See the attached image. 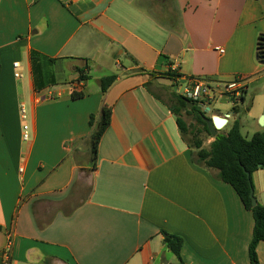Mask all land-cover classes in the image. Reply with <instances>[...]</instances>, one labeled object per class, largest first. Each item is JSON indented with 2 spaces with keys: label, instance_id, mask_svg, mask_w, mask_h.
Masks as SVG:
<instances>
[{
  "label": "crops",
  "instance_id": "1",
  "mask_svg": "<svg viewBox=\"0 0 264 264\" xmlns=\"http://www.w3.org/2000/svg\"><path fill=\"white\" fill-rule=\"evenodd\" d=\"M260 33L261 0H0V264L9 238V264H181L162 231L183 239L184 264H250L251 213L193 161L170 105L187 79L239 78L231 120L243 112L251 136L264 132ZM31 51L69 76L50 70L53 84L36 90ZM73 90L84 96L70 99ZM103 105L111 120L92 158ZM251 179L264 206V169ZM256 248L264 264V241Z\"/></svg>",
  "mask_w": 264,
  "mask_h": 264
},
{
  "label": "trees",
  "instance_id": "2",
  "mask_svg": "<svg viewBox=\"0 0 264 264\" xmlns=\"http://www.w3.org/2000/svg\"><path fill=\"white\" fill-rule=\"evenodd\" d=\"M263 40L264 35L260 33L255 47V55L258 62L259 53L264 47ZM29 58L34 88L41 90L45 86L53 84V75L50 72V67L55 60L34 51L30 52ZM85 68L87 67L76 68V72L79 74L78 81L84 79L81 75ZM167 75L174 76L171 72ZM115 80V75L101 78L99 81L101 93H104ZM83 96L82 92L73 90L71 91L70 99L77 100ZM187 102L193 103V107L189 108ZM242 102L243 95L239 98V103ZM171 103L170 111L175 118L180 138L192 151L193 161L203 165L205 168L216 170L217 177L234 190L243 208L251 213L253 228L247 253L250 264H258L256 247L260 242L264 241V206L257 202L255 206H252L249 192L250 188H253L252 174L264 169V132H255L249 139H246L241 134L240 123L237 118L227 126L226 133H218L208 144V147L205 148L203 147L204 139L211 136L204 122V117L206 116L204 111L195 102L177 93L174 94V100ZM231 110L237 115L239 113V104L233 106ZM187 118L191 120L190 123H187ZM110 120L111 108L103 105L99 120L88 137L89 151L92 154V158L95 157L99 140L109 126ZM93 124L94 117L91 115L88 125L92 127ZM246 173L249 174V177L246 176ZM161 234L163 235V246L176 257L179 263L184 264L181 258L183 239L164 231Z\"/></svg>",
  "mask_w": 264,
  "mask_h": 264
},
{
  "label": "built area",
  "instance_id": "3",
  "mask_svg": "<svg viewBox=\"0 0 264 264\" xmlns=\"http://www.w3.org/2000/svg\"><path fill=\"white\" fill-rule=\"evenodd\" d=\"M216 49L219 53L223 52L222 48L218 47ZM12 66L13 68H18L19 67L18 62H14ZM14 77L19 78L21 77V75L18 72H15ZM244 88H245L244 83L239 78H235L229 82H224L220 85L212 84L202 79L191 78V79H187L186 85L182 87L181 90H179L178 88L177 89L175 88V90L177 94H180L183 97L195 102L203 111H205V109L208 108L210 112L213 103H216L220 99H226L230 101L231 109L236 104H240L239 98L241 95H243ZM231 109L228 113H226L227 114L226 116L219 113H213L211 115V116H219L227 120L226 124L223 126L222 129L226 128L229 125L230 120L232 119V115L234 112ZM20 114H21V119H25V111L23 109V106H21L20 108ZM27 130H28L27 126L23 124L22 139L24 141L28 140L29 138V134ZM11 248H12V240L11 238H9L3 249L2 264L10 263Z\"/></svg>",
  "mask_w": 264,
  "mask_h": 264
},
{
  "label": "rangeland",
  "instance_id": "4",
  "mask_svg": "<svg viewBox=\"0 0 264 264\" xmlns=\"http://www.w3.org/2000/svg\"><path fill=\"white\" fill-rule=\"evenodd\" d=\"M264 3V0H261ZM246 33L242 34V36H245ZM246 38V36H245ZM244 38V39H245ZM63 67V65L61 64H57V65H53L50 70L52 72H54L56 74V77L59 78H67V76H69L70 73H68L66 70H60ZM90 82V80H89ZM95 86V83H93V81H91L90 83V89H92V87ZM246 104H248V102H246ZM231 107V103L230 101L226 100V99H220L219 101H217L216 103H213L211 111L209 113H206V117L210 118V116L213 113H224L226 110L230 109ZM219 110V111H218ZM25 112H26V119L24 120V124L27 126V132L29 134V136L31 137V130H30V126H29V116H28V106L27 104L25 105ZM187 123H190V119L187 118L186 119ZM232 121V120H231ZM240 123H241V133L242 135L246 138L249 139L251 137V130H250V124L251 121L249 119L246 118L245 114L243 112H241L240 114ZM227 128L222 129L221 131H219V133H226L227 132ZM212 141V138H205L204 142H203V147L207 148L208 144ZM174 259V262L176 263V259Z\"/></svg>",
  "mask_w": 264,
  "mask_h": 264
},
{
  "label": "water",
  "instance_id": "5",
  "mask_svg": "<svg viewBox=\"0 0 264 264\" xmlns=\"http://www.w3.org/2000/svg\"><path fill=\"white\" fill-rule=\"evenodd\" d=\"M264 42V40L262 41ZM256 57V55H255ZM257 58V57H256ZM259 63L264 64V47H262V50L259 53ZM189 108L193 107V103H189ZM209 109L206 108L204 113H208ZM227 114H224L226 116ZM204 122L206 123L207 129L210 133L211 138H215L216 135L219 133V131L223 128V126L226 124L227 120L225 118L219 117V116H211L210 118L204 117ZM259 124H261V121H259ZM246 176L249 177V174L246 173ZM249 197L251 200V205L255 206L257 199L254 197L253 188H250Z\"/></svg>",
  "mask_w": 264,
  "mask_h": 264
}]
</instances>
